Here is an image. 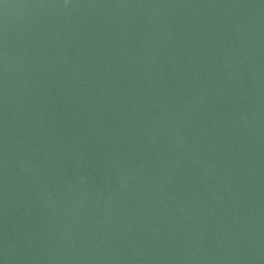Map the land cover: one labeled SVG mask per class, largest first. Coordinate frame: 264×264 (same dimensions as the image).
Masks as SVG:
<instances>
[{
	"label": "water",
	"instance_id": "obj_1",
	"mask_svg": "<svg viewBox=\"0 0 264 264\" xmlns=\"http://www.w3.org/2000/svg\"><path fill=\"white\" fill-rule=\"evenodd\" d=\"M0 264H264V0H0Z\"/></svg>",
	"mask_w": 264,
	"mask_h": 264
}]
</instances>
